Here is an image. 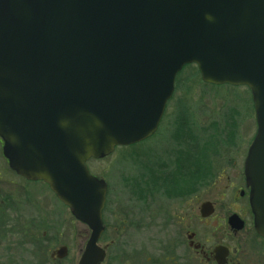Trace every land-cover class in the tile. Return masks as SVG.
Here are the masks:
<instances>
[{"label": "water", "instance_id": "obj_1", "mask_svg": "<svg viewBox=\"0 0 264 264\" xmlns=\"http://www.w3.org/2000/svg\"><path fill=\"white\" fill-rule=\"evenodd\" d=\"M188 64L251 91L245 175L264 237V0H0L4 156L88 225L78 264L106 257L107 183L88 162L154 135Z\"/></svg>", "mask_w": 264, "mask_h": 264}, {"label": "flooded vegetation", "instance_id": "obj_2", "mask_svg": "<svg viewBox=\"0 0 264 264\" xmlns=\"http://www.w3.org/2000/svg\"><path fill=\"white\" fill-rule=\"evenodd\" d=\"M3 146L0 137V151L3 157V160L0 157V264H73L70 260L72 247L65 240L66 232L58 216L59 210H55L56 204L52 205V209L50 203L54 197L64 210L70 208L57 197L47 183L29 180L14 171L4 156ZM173 149L174 160L168 164L161 163L164 167L159 175L157 173V180L159 179L161 185L160 193L171 201L196 193L194 183V190L189 187L179 190L170 184L177 177L173 167L176 168L174 155L179 148ZM230 160L229 158L228 162H231ZM245 160L246 157L241 169L237 168V163L234 162L231 166L234 171L232 174L228 172L227 167L216 171L214 161L210 170L204 167L199 178L210 179L212 170L214 185L220 182V179H224V182L215 199H204L197 208H184L183 213L179 214L178 205L173 208L161 206L156 213H143L140 216L143 220L138 222L125 218V227L129 226L125 230L126 238L124 234V237L117 234L118 227L114 228L105 223L106 209L110 207L111 202L116 205L119 201L117 195L114 196L117 201L111 199L112 190L107 179L96 175L107 183L103 209L105 230L98 241L106 251V257L101 264H264V237L255 227L250 200L251 188L245 175ZM184 168H187V164ZM35 182L44 184L46 189L35 192L29 186ZM143 194L146 197L152 196L147 190H143ZM130 206L131 203L117 207L128 212L130 217L137 215ZM234 216L238 219V224L234 223L237 225L230 221ZM76 221L86 227V233L75 237L79 254L74 259L75 264H78L90 239L91 230L87 224L77 219ZM111 232L114 236L109 235ZM63 249L65 255H62Z\"/></svg>", "mask_w": 264, "mask_h": 264}, {"label": "rangeland", "instance_id": "obj_3", "mask_svg": "<svg viewBox=\"0 0 264 264\" xmlns=\"http://www.w3.org/2000/svg\"><path fill=\"white\" fill-rule=\"evenodd\" d=\"M197 68L196 64H191L184 67L177 75L174 96L168 104L158 133L153 138L133 146H118L116 151L109 156L103 159H92L88 162V167L94 175L102 176L109 182L112 190L111 199L119 201V204L117 202L116 205L111 202L110 207L106 209L105 223L114 228L118 227L117 234L121 237L124 234L125 237H123L126 238L125 230L129 227L128 225L125 227V218L138 222L143 220L140 218L143 213H156L161 206L173 208L178 205L179 214H182L184 208L186 210L192 207L197 208L204 199H215L218 196L224 179H220V182L214 185L212 179L214 174L211 170L210 179L202 180L199 178L201 171L196 172L195 166H192L191 172L183 173V176H180L178 169L173 167L177 177L170 183L176 188L187 189L186 187H189L192 190L193 186L190 182L194 183L201 180V183H194L195 195L171 201L160 193L161 185L159 179L157 180V173L159 175L162 172L164 166H161V163L168 164L172 162L174 160L172 157L173 148L181 146L175 138L176 124L179 119L183 126L193 128V133L197 136L203 135L206 137L205 130L215 136L214 133L218 130L219 140L215 141L213 137L211 141L214 145L222 147L211 152V155H213L211 159H214L216 171L221 170V167H227L228 172L232 174L234 171L231 166L234 165V162L237 163L236 167L241 169L248 148L257 132L256 114L251 91L249 87L244 85L205 83L202 81L200 73L197 72ZM0 157L3 160L1 151ZM229 158L231 162H228ZM169 169L171 171V168ZM190 177H192V180L188 179ZM208 184L210 185L207 186ZM29 186L35 192L46 189V186L40 182L31 183ZM11 188L15 187L12 186ZM142 189L147 190V193L152 196L147 195L146 197ZM115 195L118 196L117 200L114 198ZM51 201V208L52 205L55 206L56 204L55 210H59L58 216H60L61 225H63V230L66 232L65 240L72 247L70 260L75 264L76 260L74 258L79 254L75 237L86 233V227L76 221L70 210H64L62 205L54 200V197ZM129 203H131L132 209L137 212V215L133 213L134 216L130 217L128 212L117 207L119 205L126 206ZM191 211L193 213V209ZM191 211L188 213L190 214ZM109 235L114 236L113 232ZM79 243L77 240V244Z\"/></svg>", "mask_w": 264, "mask_h": 264}, {"label": "trees", "instance_id": "obj_4", "mask_svg": "<svg viewBox=\"0 0 264 264\" xmlns=\"http://www.w3.org/2000/svg\"><path fill=\"white\" fill-rule=\"evenodd\" d=\"M187 66H190V64L186 65L185 67ZM197 72L200 73L198 68H197ZM176 125H177V131L175 138L180 142L181 146H179V149L175 153L174 157H175L176 168L178 169L180 176H183V173L187 174L189 171L191 172L192 166L196 167L197 169L196 172L201 171L202 173L204 167L210 170L212 168V161H213L211 159L213 156L211 155V152L221 148L211 143L213 137L215 141L219 140L220 136L217 135L218 130H216V132L214 133L215 136H213V134L207 133L208 130H205L206 137H204L203 135L197 136L195 133H193L194 132L193 128L188 126L187 127L183 126L180 119L178 120ZM217 137L218 139H216ZM184 143H186V145H184ZM186 164H187V168L183 169L184 165ZM188 179L192 180V177ZM190 183L191 186H193V183L192 182ZM194 183L196 184L201 183V180L195 181Z\"/></svg>", "mask_w": 264, "mask_h": 264}]
</instances>
